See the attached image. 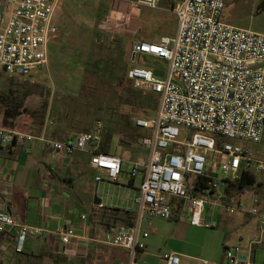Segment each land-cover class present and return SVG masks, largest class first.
<instances>
[{
	"label": "built area",
	"instance_id": "2783aa9c",
	"mask_svg": "<svg viewBox=\"0 0 264 264\" xmlns=\"http://www.w3.org/2000/svg\"><path fill=\"white\" fill-rule=\"evenodd\" d=\"M161 1L135 0L138 5L153 9ZM61 2L8 1L3 13L8 19L0 30V71L26 77L48 64L50 43L59 35L55 18ZM170 2L178 20L175 36H162L156 42L138 41L131 47L135 65L128 71L129 79L139 89L159 96L154 114L134 122L138 129L150 132L141 138V144L149 149V159L147 163L134 162L131 173L136 177L144 168L143 181L134 198L139 221L134 228H114L99 238L105 244L129 250V264H142L137 259L146 247L140 237L149 236L140 228L145 216L170 220L177 200L179 215L191 225L212 227L213 222L205 220L203 214L214 197L223 200L229 213L242 210L234 198L226 200L229 182H238L244 172H252L254 165L264 171V163L256 162L254 150L248 145L264 140V34L224 22L227 0ZM148 56L167 61L163 76L140 65ZM47 129L48 125L44 126L37 136L0 125V145H29L41 140L71 156L102 137L97 128L82 132L73 140L59 141L51 138ZM186 130L195 131L189 140L184 138ZM91 164L105 170L112 181H117L123 172L122 158L111 154L96 152ZM212 170L219 173V178L213 176ZM259 216V231L264 234V214ZM15 227L20 229L17 252L25 250L29 234H44L40 228L20 225L4 204L0 209V233ZM55 235L68 245L76 238V229L62 227ZM250 242L258 243L260 237L255 236ZM164 260L166 264H182L176 253L165 254ZM240 262L238 252L226 248L222 264Z\"/></svg>",
	"mask_w": 264,
	"mask_h": 264
},
{
	"label": "rangeland",
	"instance_id": "374dc122",
	"mask_svg": "<svg viewBox=\"0 0 264 264\" xmlns=\"http://www.w3.org/2000/svg\"><path fill=\"white\" fill-rule=\"evenodd\" d=\"M167 6L153 9L140 6L135 0H62L56 14L60 35L49 46L48 64L26 77L11 78L0 72V93L12 90V96L23 103L22 108L13 109L0 101V115L7 111L12 117L7 123L2 121L3 126L18 127L26 132L48 125L51 137L62 140L72 132L80 135L91 124H102L99 125L102 134L117 133L111 143L113 152L122 153L125 143L133 142L129 156L137 158L138 150L143 149L141 138L146 132L135 128L134 122L136 118H145L146 110L139 108L134 98V91L141 89L128 77L129 69L135 65L131 47L140 40L156 42L162 36H175L177 16ZM0 19V25L4 26L8 16L3 15ZM222 19L230 25L264 34V0H227ZM121 52L124 61L121 60ZM164 62L166 68L168 63ZM140 65H144L143 62ZM155 96L159 99L158 95ZM154 112L148 111V114L153 115ZM129 120L132 123L126 126ZM194 133V130H186L184 138L189 140ZM248 145L254 150L256 162L264 163V140L260 144ZM133 168L134 162L125 163L126 171L120 176V181L131 178ZM252 172L262 186L247 190L240 196L236 182L229 191L241 202L244 214L254 216L250 225L241 226L240 219H237L241 213L230 214L226 209L222 210V218L231 216L237 223V228L232 231V240L238 241L240 236L253 234L251 230L257 229L255 215L258 204L255 199L258 197L256 191L264 193V171L254 165ZM141 179L142 174H138L137 185L141 186ZM178 208L176 200L174 216ZM179 222L176 217L170 220L153 217L151 221L145 216L143 219V231H147L156 244L159 238L161 240L156 252L160 257L159 264H164L165 254L175 251L174 236L182 225ZM220 228L223 229L222 223ZM199 230L204 234L203 229ZM248 247L242 243L239 254ZM255 248L258 253L256 263L263 264L264 250L258 245Z\"/></svg>",
	"mask_w": 264,
	"mask_h": 264
},
{
	"label": "crops",
	"instance_id": "0c3cea01",
	"mask_svg": "<svg viewBox=\"0 0 264 264\" xmlns=\"http://www.w3.org/2000/svg\"><path fill=\"white\" fill-rule=\"evenodd\" d=\"M8 1L0 0V18ZM163 5L171 8L170 0H162L159 7ZM1 28L2 25L0 30ZM141 62L153 70H159L162 73L165 70L163 59L144 57ZM11 119L10 114L4 111V115H0V125L3 126L2 121L7 123V120ZM99 125L91 124L84 132L95 131L100 127ZM44 126L38 130L33 128L26 132L39 136ZM4 127L22 130L9 125ZM145 132L143 136L150 134L149 131ZM47 134L50 137L52 135L48 129ZM78 134L72 132L67 138L56 140H73ZM114 134L117 133L107 134L110 142L103 151L100 150V146L104 144L106 133L101 134L102 137L98 143L89 145L83 150H77L71 156L64 151L54 150L41 140H36L29 145L22 143L14 146L0 145V209L6 204L20 225L44 230L42 236L28 235L23 252L15 250L20 233L19 228H7L6 232H1L0 256L3 264H129V250L105 244L99 241V238L104 237L114 228L137 226L138 207L134 198L138 195L140 185L136 184V178L138 174H142V183L144 168L140 169L136 177L130 174L131 178L126 181H120V177L117 181H112L105 170L92 166L91 158L96 152L120 157L123 160L122 173H125V163L136 161L147 163L149 149L142 145L143 149L138 150L137 158L131 159L129 149L133 142H126L122 153L113 152L111 143ZM118 136L122 144L123 140L119 134ZM212 171L213 176L219 178V173ZM98 176L102 178L100 181L96 179ZM247 190L241 191L240 196ZM256 192L258 195L255 199V203L258 204L255 215L257 229L251 230L253 234L250 232L245 237L240 236L238 241L232 240V231L237 228V223L231 216L222 218V210L225 208L223 200L217 196L207 205L203 214L205 220L213 222L214 225L210 228L191 225L187 218L179 215L178 209L177 215L173 217H176L182 225L174 236V253L181 257L182 264H207L206 262L222 264L226 248H235L241 260L240 264H257L258 253L255 246L258 245L264 250V234L259 231V215L264 214V193ZM232 198L234 197L229 192L226 200L229 201ZM237 203L241 204L240 201ZM243 211L239 210L230 214L241 213L237 215V219H240L241 226L244 227L250 225V220L254 216L249 213L244 214ZM82 216L86 217L82 218ZM143 219L140 225L142 233L147 232L143 231ZM149 220L152 221V219ZM221 223L223 229L220 228ZM152 225L150 222V226ZM62 227L76 229V238L68 245L63 244L55 235V232ZM199 229H203L204 234ZM255 236L260 237V242L251 243L250 239ZM150 237V235L146 238L140 237L146 247L140 251L137 260L142 264H159L160 257L158 258L156 252L161 240L159 238V243L156 244ZM242 243L248 244L249 247L239 254ZM163 262L166 264L164 260Z\"/></svg>",
	"mask_w": 264,
	"mask_h": 264
},
{
	"label": "trees",
	"instance_id": "16d2710c",
	"mask_svg": "<svg viewBox=\"0 0 264 264\" xmlns=\"http://www.w3.org/2000/svg\"><path fill=\"white\" fill-rule=\"evenodd\" d=\"M121 60L124 61L123 57H122V52H121ZM3 75H6L4 73H2ZM125 75V73H124ZM11 78H13V76H9ZM14 93V91L10 90V91H1L0 93V101L2 104H4L7 108H13V109H20L23 107V103L17 100V97H13L12 94ZM134 98L137 102V104L139 105V108L144 109V111L146 112L145 118H149L152 115L148 114V111L154 112L159 105V99L155 96L154 93L149 92V91H145V90H136L134 91ZM25 113H28V111H26ZM33 117V115H31ZM132 122L129 120L126 124L130 126ZM109 136L106 135V138L104 139V144H102L100 146V150L103 151V149H105V147L109 146ZM234 183L229 182V185L226 189L227 193H229L231 187L233 186ZM238 186L240 188V192L245 191L247 189H252L256 186H262V184L260 182H258L256 176L254 175L253 172L251 171H246L242 174L240 180L238 181Z\"/></svg>",
	"mask_w": 264,
	"mask_h": 264
},
{
	"label": "water",
	"instance_id": "95a60500",
	"mask_svg": "<svg viewBox=\"0 0 264 264\" xmlns=\"http://www.w3.org/2000/svg\"><path fill=\"white\" fill-rule=\"evenodd\" d=\"M154 73H155L156 75L163 76V73H162V72H160L159 70H154Z\"/></svg>",
	"mask_w": 264,
	"mask_h": 264
}]
</instances>
